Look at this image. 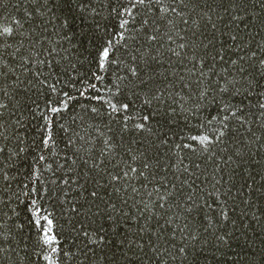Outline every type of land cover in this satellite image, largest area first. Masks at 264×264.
<instances>
[{"label": "trees", "instance_id": "trees-1", "mask_svg": "<svg viewBox=\"0 0 264 264\" xmlns=\"http://www.w3.org/2000/svg\"><path fill=\"white\" fill-rule=\"evenodd\" d=\"M0 29V264H264V0H0Z\"/></svg>", "mask_w": 264, "mask_h": 264}, {"label": "snow or ice", "instance_id": "snow-or-ice-1", "mask_svg": "<svg viewBox=\"0 0 264 264\" xmlns=\"http://www.w3.org/2000/svg\"><path fill=\"white\" fill-rule=\"evenodd\" d=\"M134 2H135L136 4H141V5H142V4L145 3V0H134ZM180 2H183V0H180ZM161 11L163 12L164 9H161ZM128 15H131V12H129ZM127 23H128V21L125 20V21L121 24V28H124V27L127 25ZM0 34L10 36V35H12V32H11V29H0ZM153 39H154V37H153ZM109 54H110V52H109L108 50H105V51L103 52V55H102V63H101V67H102V68L104 67V63H103V62H106V61L108 60V58H109ZM221 90L223 91V89H221ZM3 107H4V105H0V108H3ZM261 107H264V104H262ZM61 110H62L61 108H53V109H52L53 113L59 112V111H61ZM113 110L115 111V106H113ZM125 110H126V109H125ZM233 115H235V113H233ZM220 135L223 136L224 133L221 132ZM193 139H195V137H193ZM48 140H51V136L48 137ZM200 142H201V143H205V144H207V143H211V141H208L207 138H201V141H200ZM45 143H48V141L46 140ZM0 151H2V149H0ZM133 171H135V169H133ZM93 195H95V194L93 193ZM161 207H163V205H161ZM35 215H36L37 217H39V212H36ZM225 215H226V214H225ZM43 219L46 220V221H47V224H48V229L45 230L44 233H43L44 238H45L44 242H45V244H47V245L50 246V245H52L53 243H55L54 238L51 236L52 222H51V220H48V218H47L46 216H45ZM38 222H39V221H38ZM181 251H183V249H181ZM48 259H50V258H48Z\"/></svg>", "mask_w": 264, "mask_h": 264}]
</instances>
